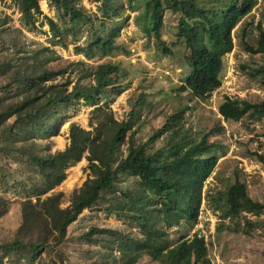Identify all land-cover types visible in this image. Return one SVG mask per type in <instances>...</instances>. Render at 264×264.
Here are the masks:
<instances>
[{"label": "trees", "instance_id": "trees-1", "mask_svg": "<svg viewBox=\"0 0 264 264\" xmlns=\"http://www.w3.org/2000/svg\"><path fill=\"white\" fill-rule=\"evenodd\" d=\"M14 1L22 29L36 32L43 15L40 1ZM48 1L56 11V18L46 17L51 46L67 50L74 45L77 54L93 59L112 57L120 51L117 38L121 27L114 22L125 14L126 5L133 7L136 0H96L101 3V16L90 13L78 0ZM144 1V16L149 22L146 30L154 35L165 55H173L161 38L165 12L178 15L175 37L187 50L190 68L179 92L192 99L209 98L222 85L224 58L234 47L233 31L252 13L258 0ZM6 24L5 20L0 22V157L23 162L29 173L27 182L21 184L26 197L21 203L22 222L13 239L0 240V264H36L45 252L65 242L69 227L84 210L100 202L104 204L103 212L127 225V229L116 230L92 228L85 235L92 239L105 234L117 244V258L104 264H139L145 257L159 264H210L203 237L196 234L192 239L171 244L162 223L173 213L178 218L176 223L180 218L191 224L197 222L204 184L217 165L215 153L221 150L209 139L223 127H213L198 138L190 137L180 128L175 129L184 120L185 109L171 115L147 142L140 143L133 132V119L117 121L98 107L92 130L73 123L68 146L46 153L38 143L60 135L67 120L64 112L80 100L96 106L108 90L120 95L123 89L119 78L124 75L117 64L78 61L71 70L78 74L77 81L66 78L60 83L68 71L53 65L60 57L54 56L50 48L35 49L20 38L7 35ZM83 37L86 42L81 46ZM245 48L249 54L264 58V30L259 27L256 44L245 43ZM47 52L52 56H46ZM261 74L264 65L248 72L251 78ZM132 112L134 115L135 110ZM219 113L227 122L246 117L262 120L264 101L254 104L227 99ZM11 119L14 121L9 124ZM168 132L182 136L173 144L150 152L155 140ZM251 155L264 166L263 154ZM84 159L91 177L74 191L70 205L62 208L64 193L54 190L66 180L67 171ZM122 179L133 180V186L122 190ZM211 201L226 218L234 220L244 213L264 214V204L250 197L246 184L238 177ZM8 212L7 200L0 198V220ZM246 223L248 228L258 227L248 219Z\"/></svg>", "mask_w": 264, "mask_h": 264}, {"label": "rangeland", "instance_id": "rangeland-1", "mask_svg": "<svg viewBox=\"0 0 264 264\" xmlns=\"http://www.w3.org/2000/svg\"><path fill=\"white\" fill-rule=\"evenodd\" d=\"M39 1L43 15L39 18L36 32L22 29L21 15L14 0H0V22L7 21V35L18 37L35 49L50 48L55 53L54 56L60 57L53 65L68 68L60 83L66 78L77 81L78 74H73L71 70L72 64L78 61H85L90 65L117 64L124 75L119 78V86L123 89L120 95L108 90L107 95L96 106L84 100L74 102L64 112L67 120L60 135L40 140L39 146L46 153L64 150L69 144L70 125L74 123L86 130H92V123L96 124L95 110L98 107H103L117 121L133 119V132L140 143L147 142L165 125L171 115L185 109L184 120L175 129H181L180 132L187 133L190 137L198 138L213 127L222 126L223 130L209 139L211 143L221 146V150L216 151L217 165L204 184L197 222L191 224L180 218L176 223L178 218L173 213L166 216V222L164 220L162 226L170 236L171 244H176L181 239H192L196 234L203 237L207 249L206 259L210 264H264V214L254 216L244 213L234 220L226 218L223 210L214 206L211 201L212 196H218V192L238 177L246 184L250 197L264 204V166L251 155H264V119L246 117L239 122H227L219 113L220 106L227 99L254 104L264 101V74L256 75L255 78L248 75L251 70L264 65V58L261 54H249L245 48V43L256 44L259 27L264 30V0H258L252 13L233 31L234 47L224 58L226 72L222 85L213 90L205 100L192 99L189 94L179 92L190 68L186 62L187 50L175 37L178 15L166 11L161 30V38L173 50V55L163 54L154 35L146 30L149 25L144 16L146 2L136 0L133 7L126 5L125 14L114 22L121 27L117 38L120 51L112 57L97 56L88 59L77 54L74 45L67 50L51 46L50 36L46 34L49 31L46 17L56 18V11L48 0ZM78 2L90 13L101 16V3L96 0ZM85 42L83 37L81 46ZM52 53L47 52L46 56H52ZM132 110H135L134 115ZM13 121L11 119L8 123L12 124ZM182 133L179 136H171V132L164 133L150 146V152L173 144ZM28 173L29 170L23 162L0 157V198L7 200L9 208L8 214L0 220L1 241L13 239L21 225V203L26 198L21 184L27 182ZM89 177L91 176L86 159L67 171L66 180L54 190L64 193L62 208L70 205L74 191ZM131 186L133 180L128 179H122L119 184L122 190ZM103 207V202H100L92 209L84 210L69 227L65 242L45 252L36 264L112 263L117 258V244H113L105 234L94 235L92 239L85 236L92 228L127 229L125 222L116 216L107 215L102 211ZM246 219L256 223L258 227L248 228ZM245 230H250V233ZM139 264L159 263L145 257Z\"/></svg>", "mask_w": 264, "mask_h": 264}, {"label": "built area", "instance_id": "built-area-1", "mask_svg": "<svg viewBox=\"0 0 264 264\" xmlns=\"http://www.w3.org/2000/svg\"><path fill=\"white\" fill-rule=\"evenodd\" d=\"M201 213H203V212H201Z\"/></svg>", "mask_w": 264, "mask_h": 264}]
</instances>
